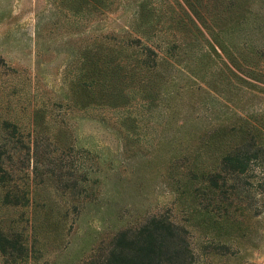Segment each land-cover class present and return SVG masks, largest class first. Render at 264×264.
I'll return each instance as SVG.
<instances>
[{"label": "rangeland", "instance_id": "obj_1", "mask_svg": "<svg viewBox=\"0 0 264 264\" xmlns=\"http://www.w3.org/2000/svg\"><path fill=\"white\" fill-rule=\"evenodd\" d=\"M135 2L0 0V264H93L152 216L184 227L192 264H264V161L214 192L185 169L220 124L264 116V82L228 59L243 40L264 47V0L242 3L237 30L176 0L203 51L157 50L172 31L141 39L153 67L119 41ZM223 62L243 81L220 82Z\"/></svg>", "mask_w": 264, "mask_h": 264}, {"label": "trees", "instance_id": "obj_2", "mask_svg": "<svg viewBox=\"0 0 264 264\" xmlns=\"http://www.w3.org/2000/svg\"><path fill=\"white\" fill-rule=\"evenodd\" d=\"M114 1L116 0H89L94 10L105 9ZM173 1L176 3V0ZM181 1L204 26H206L203 24L205 13L209 15L210 21L216 20L219 27L233 28L235 25L236 30L248 18V10L242 6L245 0ZM167 3L169 4L168 1ZM176 5L178 11H175L171 5H166L164 0H136L131 22L134 36H128L119 41L123 42L124 48L137 47L141 44L138 46L139 52L143 55L139 59L140 64L148 66L145 57L151 54L153 58L149 63L152 67L156 66V52L160 46H163L162 50L168 56L173 55L172 53L178 48H182L187 56L199 58L201 52L198 50L202 49L200 41L203 39L200 30L186 9L180 3ZM167 31H172L171 34L169 33L172 38L170 40L163 38V43L159 46L155 45L157 50L151 47L152 44L141 42V39H148L154 35L163 34L165 37L168 34ZM176 32L180 34L178 38L174 37ZM107 39L115 40L114 37ZM235 48L234 54L232 52L228 56L231 65L239 69L244 68L251 73L250 76L254 80L264 82V47L258 44L251 45L247 40H243L235 44ZM222 65L228 73L220 72V82L229 84L231 76L243 81L228 69L224 62ZM212 77L218 79L215 73ZM232 119V122L220 124L210 138L198 143L199 146L196 147L198 149H195L196 151H199L200 147L203 149L200 155L194 153L193 158L185 157L188 178L191 181L205 183V187L209 186L212 192L218 190V180L224 183L226 176L236 179L234 181L243 179L242 176L250 163L264 161V116L248 114L244 118L237 116ZM229 188L235 187L230 185ZM186 235L187 231L183 226L152 216L136 229L119 231L112 238L110 248L104 255H98L93 264H192V253ZM3 249L4 246L0 241V253Z\"/></svg>", "mask_w": 264, "mask_h": 264}]
</instances>
